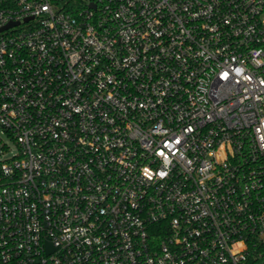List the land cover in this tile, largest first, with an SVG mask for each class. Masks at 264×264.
Listing matches in <instances>:
<instances>
[{
  "label": "built area",
  "instance_id": "1",
  "mask_svg": "<svg viewBox=\"0 0 264 264\" xmlns=\"http://www.w3.org/2000/svg\"><path fill=\"white\" fill-rule=\"evenodd\" d=\"M0 264H264V0H0Z\"/></svg>",
  "mask_w": 264,
  "mask_h": 264
},
{
  "label": "rangeland",
  "instance_id": "2",
  "mask_svg": "<svg viewBox=\"0 0 264 264\" xmlns=\"http://www.w3.org/2000/svg\"><path fill=\"white\" fill-rule=\"evenodd\" d=\"M18 152V143L0 124V160L13 157Z\"/></svg>",
  "mask_w": 264,
  "mask_h": 264
}]
</instances>
